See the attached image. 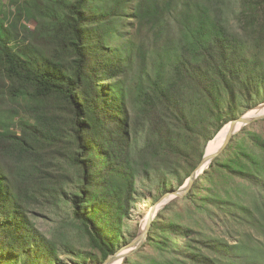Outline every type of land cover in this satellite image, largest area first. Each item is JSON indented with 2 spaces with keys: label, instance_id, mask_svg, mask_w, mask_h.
Masks as SVG:
<instances>
[{
  "label": "trees",
  "instance_id": "trees-1",
  "mask_svg": "<svg viewBox=\"0 0 264 264\" xmlns=\"http://www.w3.org/2000/svg\"><path fill=\"white\" fill-rule=\"evenodd\" d=\"M8 102H26L29 118L0 114V264L103 263L128 244L139 178L158 200L179 189L220 131L264 103V0H0ZM204 182L213 187L203 214L218 218V209L228 231L259 232L264 138L235 135L185 201ZM175 205L151 225L157 256L141 251L124 264H264L241 242L198 233ZM39 207L91 251L43 232Z\"/></svg>",
  "mask_w": 264,
  "mask_h": 264
},
{
  "label": "rangeland",
  "instance_id": "rangeland-1",
  "mask_svg": "<svg viewBox=\"0 0 264 264\" xmlns=\"http://www.w3.org/2000/svg\"><path fill=\"white\" fill-rule=\"evenodd\" d=\"M131 22H133V20H127L128 24H130ZM29 27L33 30L35 25L29 26ZM122 32L128 33V29L123 30ZM126 41H127L126 38L123 37V39L118 40V43L125 44ZM141 64L142 63L137 59L135 60V62L132 63L131 66L135 70L134 74L136 72L138 73L141 72V69H140ZM132 79H133L132 75L129 74L126 81H130ZM262 105H264V103L259 104L255 108L257 109ZM25 106H28L26 102H20L17 104L8 102V104H0V114H3L9 111L10 109H17L19 111V114L21 115L20 117H17L15 120V122L18 123L19 121H21V119H27L28 117L22 108ZM250 110L242 109L244 114L248 113ZM246 129L251 130L252 132L264 138V120L258 121L246 127ZM239 134H241V132H239L237 135ZM218 135L216 137H218ZM231 178L236 179V177L234 176ZM188 180H186V182L181 187H179V189L175 191L184 189L187 185ZM225 180H227V177ZM237 183H238L237 181H233V186H236ZM215 184H216L215 186L216 191L221 192L222 185L221 184L219 185V183L216 180H215ZM175 185H177L176 182H175ZM136 187L138 190V193L136 194V199L138 203L135 207L132 208L130 217L126 220V224L128 225V230H126L125 232L127 243L132 242L141 233L145 218H147L150 211L153 210V208L162 198L161 197L158 200L157 197L160 194L157 191V189L152 188L146 180L143 181L142 177L138 179ZM212 187H213L212 183L204 182V184L200 186V189L196 193V196H194L191 200L185 201L186 197L190 194L192 189L183 198H172V200L167 204V206H165L161 211H163L165 208L175 203L176 205L172 212L174 214H180L183 217V220L187 222L189 225H191L192 227H194V229H196L198 233H201L210 239L226 240L228 241L227 243L231 246L239 245V243L241 242L240 247H242L243 250L247 254L264 261V219H263L264 216H261V215L256 216L258 226L260 229L259 232L256 230H252L251 229L252 227L250 225L243 227V228H236L235 230L228 231L223 223V221L226 219V216L224 213L220 212L218 209H215L216 213H219L220 215V217L218 218H209L207 215L203 214L205 212L204 211L205 203H206L205 200L210 199L211 195L209 193V190ZM243 201L245 203H249L247 197H243ZM35 212L38 214V217L36 220H37V223L40 229L43 232L47 233L49 237L57 241V243L64 242V240H66L68 243L72 244V242L67 240V238L72 237L78 249L82 251H86V252L91 251L88 248V245L84 246L83 244L84 242L80 241L79 237H77L76 235L72 236L71 235L72 233H69L72 231L70 228L66 229L65 231H60L59 229L56 228L57 227L56 226L57 216L55 215V213L52 212L51 209H45V207H39L37 210H35ZM247 233L252 234L251 237L246 236ZM147 242L140 248L138 252H136L135 254L131 256H134L137 253L142 251L144 252V255H152V257H156L157 253L153 251L150 245H147ZM94 253L96 254V252ZM205 253L208 254L207 251H205ZM60 259H61V264H82L81 261L76 260L75 258H73V256L69 257L66 255H63L60 257ZM89 264H99V263L90 262Z\"/></svg>",
  "mask_w": 264,
  "mask_h": 264
},
{
  "label": "water",
  "instance_id": "water-1",
  "mask_svg": "<svg viewBox=\"0 0 264 264\" xmlns=\"http://www.w3.org/2000/svg\"><path fill=\"white\" fill-rule=\"evenodd\" d=\"M254 109H251L248 113L243 114L242 116L232 120L228 124L230 126V132H229V135H228L227 140L225 141L224 145L214 155L208 156L207 153L205 152V155H204L202 161L200 162L198 167L195 169L192 176L189 178L187 185L184 189H181L179 191H175L173 193H168V194L164 195L159 200V202L153 208L154 214L148 222L147 229H146L145 233L144 234L140 233L136 237V239H134L132 242L128 243L126 246H124L116 254L109 256V258L105 262L99 263V264H112V262H114V260H117L120 257V255L122 254V252L125 251L126 254L122 258L123 259L122 264H124V262L126 261V259L128 257H130L131 255L138 252L140 250V248L148 241L149 231H150L151 225H152L155 217L165 206H167V204L172 200V198H183V197H185L189 193V191L192 189L194 183L197 181L199 176L204 174V172L207 169H209V167L212 165L213 161L224 152V150L230 144L231 140L234 138L235 135H237L239 132H241L244 128H246V127H248V126H250V125H252L258 121L264 120V114H263L264 105L260 106L257 109L256 108H254ZM251 111H256L258 113H256L255 115H250V114H252Z\"/></svg>",
  "mask_w": 264,
  "mask_h": 264
},
{
  "label": "bare ground",
  "instance_id": "bare-ground-1",
  "mask_svg": "<svg viewBox=\"0 0 264 264\" xmlns=\"http://www.w3.org/2000/svg\"><path fill=\"white\" fill-rule=\"evenodd\" d=\"M252 114L250 115H255L256 111H251ZM263 114H264V111H263ZM229 132H230V126L227 125L223 131L218 135V137H216L213 141L210 142V144L207 146V149H206V153L208 156H211V155H214L215 153H217L221 147L224 145L225 141L227 140V137L229 135ZM153 210L150 211V213L148 214L147 218H145V221L143 223V226H142V230H141V233L144 234L146 229H147V225H148V222L150 220V218L153 216ZM126 254L125 251L122 252V254L120 255V257L117 259V260H114V262H112V264H122V258L123 256Z\"/></svg>",
  "mask_w": 264,
  "mask_h": 264
}]
</instances>
